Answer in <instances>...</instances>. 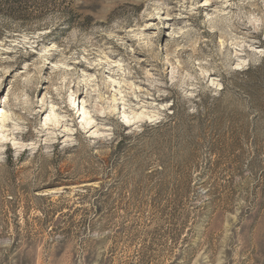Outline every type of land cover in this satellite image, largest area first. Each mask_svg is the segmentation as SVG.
I'll list each match as a JSON object with an SVG mask.
<instances>
[{
  "label": "rangeland",
  "instance_id": "374dc122",
  "mask_svg": "<svg viewBox=\"0 0 264 264\" xmlns=\"http://www.w3.org/2000/svg\"><path fill=\"white\" fill-rule=\"evenodd\" d=\"M0 264H264V0H0Z\"/></svg>",
  "mask_w": 264,
  "mask_h": 264
},
{
  "label": "bare ground",
  "instance_id": "6f19581e",
  "mask_svg": "<svg viewBox=\"0 0 264 264\" xmlns=\"http://www.w3.org/2000/svg\"><path fill=\"white\" fill-rule=\"evenodd\" d=\"M86 114H87V113H86V111L84 110V115H83V116H86ZM3 117L5 118V119H4V122H5V121H6V118H7V117H6V114H4ZM83 118H84V117H83ZM85 121H86V119H85ZM86 122H87V121H86ZM124 124H125V126L130 125V123H128L127 120H124ZM87 125H89V124H87ZM83 128H84V130H87V129H88V127H85L84 125H83ZM16 149H18V148H16Z\"/></svg>",
  "mask_w": 264,
  "mask_h": 264
},
{
  "label": "trees",
  "instance_id": "16d2710c",
  "mask_svg": "<svg viewBox=\"0 0 264 264\" xmlns=\"http://www.w3.org/2000/svg\"><path fill=\"white\" fill-rule=\"evenodd\" d=\"M11 165V164H10Z\"/></svg>",
  "mask_w": 264,
  "mask_h": 264
}]
</instances>
